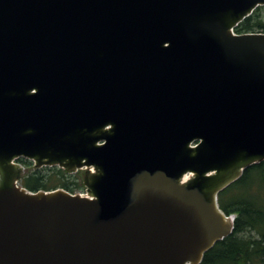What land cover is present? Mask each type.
Wrapping results in <instances>:
<instances>
[{"label":"water","instance_id":"95a60500","mask_svg":"<svg viewBox=\"0 0 264 264\" xmlns=\"http://www.w3.org/2000/svg\"><path fill=\"white\" fill-rule=\"evenodd\" d=\"M264 0H0V264H201L264 160ZM85 168L86 193L33 191Z\"/></svg>","mask_w":264,"mask_h":264},{"label":"trees","instance_id":"16d2710c","mask_svg":"<svg viewBox=\"0 0 264 264\" xmlns=\"http://www.w3.org/2000/svg\"><path fill=\"white\" fill-rule=\"evenodd\" d=\"M235 31L264 32V6L257 7ZM68 173L58 166H46L20 181L33 191L62 187L74 193L85 189L80 177L70 179ZM218 201L226 214L235 215L234 230L205 253L201 264H264V160L247 167L239 179L219 193Z\"/></svg>","mask_w":264,"mask_h":264},{"label":"rangeland","instance_id":"374dc122","mask_svg":"<svg viewBox=\"0 0 264 264\" xmlns=\"http://www.w3.org/2000/svg\"><path fill=\"white\" fill-rule=\"evenodd\" d=\"M24 157H21L17 160H15V162L22 168V172H21V175H20V180L22 177H24L25 175H28L30 172L36 170L37 168H44L46 166H43V167H37L35 165V162L32 161V160H29L28 158H24V159H28L29 161L28 162H23L21 159H23ZM85 171L86 169L83 168V169H79V170H75L73 172H69L68 175L69 178H74V177H80V179L83 181L84 180V176H85ZM19 180V183L22 185L21 181ZM62 188V187H60ZM65 189V188H63ZM67 190V189H66ZM69 191V190H68ZM74 193H86V189H77Z\"/></svg>","mask_w":264,"mask_h":264},{"label":"built area","instance_id":"2783aa9c","mask_svg":"<svg viewBox=\"0 0 264 264\" xmlns=\"http://www.w3.org/2000/svg\"><path fill=\"white\" fill-rule=\"evenodd\" d=\"M233 32L236 33L234 29H233Z\"/></svg>","mask_w":264,"mask_h":264}]
</instances>
